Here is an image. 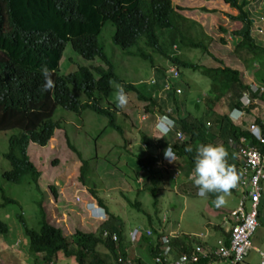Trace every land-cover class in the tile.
I'll use <instances>...</instances> for the list:
<instances>
[{"label": "trees", "instance_id": "trees-1", "mask_svg": "<svg viewBox=\"0 0 264 264\" xmlns=\"http://www.w3.org/2000/svg\"><path fill=\"white\" fill-rule=\"evenodd\" d=\"M224 1L229 4V9L223 13L217 11L220 12L217 22L231 23L230 27L220 25L219 29L224 34L230 33L233 42H229L215 29L210 33L211 36L208 35L209 39L224 44H235V56H238L244 65L254 64L256 60L264 64V60L259 58L262 56L248 53L244 49L252 50V44H254L251 37L252 20L249 13L245 11L248 1ZM138 8L148 11V20L145 12ZM176 8L173 0H0V131L12 130L14 132L9 139L10 148L5 153V157L12 164V169L5 173V179L8 182L23 186L30 185V182H37L39 173L29 160L28 144L30 139L46 144L56 128L65 130L63 121L59 122L55 118L59 107L79 113L89 109L107 116L109 121L101 132L116 131L127 140L125 127L118 121V112L99 105L113 92L112 80L122 83V87L127 90L136 92L139 99L148 103L146 106L148 111L156 114H169L177 122L178 128L186 139L174 143L173 150L177 155V161L173 168L179 170L186 178L193 174L195 150L202 143L223 145L228 153V164L232 168L236 166L237 159L229 146L231 139L246 136L251 143L255 142L258 146L259 143L249 132L233 123L227 114L214 119L211 129L206 127L207 117L205 115L198 117L188 110L185 116H181L180 111L185 100H179V97L177 99L173 86L170 87V94L167 98L154 96L158 88L157 84L161 81L166 82L161 71L158 70L156 73V86L150 87L149 90L147 87V90L145 87L139 88L132 82L124 84L116 73L105 45L100 39L104 26L108 23L116 26L113 40L117 45L122 46V49H129L128 46L139 44L144 39L143 42L152 52L160 57H167L166 43L160 41L157 31L159 33L162 29H169L167 31L169 40L184 43L187 32L192 33L197 30V36L203 30V26L197 20L189 22L187 17L174 10ZM234 9H236V14ZM131 11L136 18L131 17ZM240 25L241 27L238 28ZM249 41L252 44H248ZM196 42L197 47L208 52V43L202 40ZM190 43L192 44V40ZM68 44L83 58L99 57L107 63H105L106 69L103 66L95 68L101 76L99 79L94 77L87 66H78V69L73 72L61 74L60 63ZM139 49L141 57L150 59L155 67L159 65L156 64L152 54L142 48ZM217 60L223 63L222 60ZM43 66H47L52 73L54 88L51 91H41L44 81L40 69ZM190 67L195 70L194 65ZM205 71L211 76L210 92L212 93L206 99L207 112L214 116L215 102L229 94L230 97L236 95L233 104L241 107V102L236 99L247 89L242 79V72L226 65L210 67ZM256 122L264 127L260 117H257ZM143 141L145 143L149 141L147 144L150 149L157 146L156 148L162 150L169 142L166 138L150 140L148 137H143ZM186 146H191L193 151L186 152ZM156 162L157 158L150 153L145 158H140L136 165L137 173L141 170L146 173L147 186L145 189L153 195L155 206L159 200L161 176L164 174L175 178L171 169H166L165 173H159L154 168ZM183 186H185L184 190H190L189 193L196 194L197 189L192 181L186 182ZM0 192L3 200L1 206L6 207L8 204L18 203L13 197L6 195L1 185ZM54 193L57 197L55 191ZM230 193L239 199V191L233 188ZM93 195L97 197L100 204L105 205V201L98 195L97 190L93 192ZM209 197L210 201H214L216 194H209ZM127 202L137 212L146 213L141 201L132 202L127 199ZM38 205V213L33 219H27L24 212L16 214L29 239L30 254L36 258L35 264H50V261L58 257L60 251L68 257H75L78 264H108L110 262L109 253L115 251V244L103 238L102 231L115 232L122 238L123 220L115 218L116 215L112 214L109 220L99 226L97 229L99 231L86 232L77 228L69 240L63 235L62 229L48 220L42 202ZM221 208H216V211L225 212ZM235 208H228L223 216L226 217V213ZM148 215L151 217L150 214ZM37 220L38 229L35 228ZM210 223L213 224V222ZM224 228L223 221L221 224H213L206 234L187 233L188 236L175 238L172 243L180 252H190L197 245H201L211 256L212 250L219 247L221 239L225 238L226 243L229 244V233L226 230L225 235ZM9 231L8 223L0 219V235L8 234ZM208 231H213L214 234V241L211 243L203 239L208 235ZM148 242V253L151 252L154 257L159 247L157 244L153 245L151 241ZM101 245L106 248L105 251L99 249ZM136 262L137 264H148L141 259Z\"/></svg>", "mask_w": 264, "mask_h": 264}, {"label": "rangeland", "instance_id": "rangeland-1", "mask_svg": "<svg viewBox=\"0 0 264 264\" xmlns=\"http://www.w3.org/2000/svg\"><path fill=\"white\" fill-rule=\"evenodd\" d=\"M173 1L181 7L184 6L182 8L187 9V15L192 17H196L197 15L203 16L202 10L198 9V6L204 4L202 0ZM191 20L195 21L197 19L190 18L189 22ZM205 20V30L212 33L213 25L210 16ZM197 21L203 26L199 20ZM219 24H223V22L219 21ZM197 28L200 27L197 26ZM115 33L116 27L108 23L104 26L100 39L105 45L106 52L112 60L116 73L121 76L125 82L143 84L141 82L149 80L153 74L152 69L154 67L151 65V61L129 54V51H134L137 47L122 49L120 46L116 45L113 41ZM196 33L197 30L191 33L193 38L202 40L204 43H209L211 41L207 32L204 31V26L202 32L197 36ZM216 42L212 43L213 52L217 53V57L223 61V64L239 69L240 73L247 72L250 75L249 81H254L259 85L264 84V64L256 60L254 66L250 65L252 63H248V65L246 64L244 67V63L238 59V56H235V44L231 43L228 46H224L223 44L220 45V42ZM257 42L264 46V34L257 36ZM180 46L184 52V56L192 62L207 64L214 67L222 65L212 57L207 55L204 56L203 51L199 48L187 46L185 44H180ZM145 50L150 51V49L147 48H145ZM181 54L183 53L181 52L180 55ZM65 59H67V61H65ZM158 60L159 59H157V64H159ZM97 63L103 65L98 58L95 60H87L81 57L73 50L71 45L68 44L61 60L60 71L62 74H67L77 70L78 66L91 67V65H94L93 67H95L98 66L95 65ZM160 64L164 65L165 60L160 61ZM204 70V67H200L197 70L190 68L183 70V77L175 81L178 87L184 89L183 95L179 100H185L188 91H194L195 93L200 92L203 94L206 91L208 92L210 81L204 77ZM184 77L193 85L191 90L185 87ZM245 81L248 82L246 79ZM145 86L146 85H139V88ZM113 88L118 91L121 85L114 81ZM146 90L143 91L146 92ZM125 93L128 102L124 108L118 107V121L125 127V132H127L126 135L128 137V139L126 138L127 140L116 131H109L106 134L99 135L103 127L107 124V118L105 116L98 115L89 109L79 113L59 107L55 114V118L59 121H63V124H65V130L69 133V137H71L74 143L72 145L78 148V153L76 154L75 151H70V148L68 150L67 145H65V150L68 151L65 152L63 145L66 143V140L63 133H60L58 136L59 143L63 146L61 149H53L51 145L42 147L38 144L31 143V145L34 146L32 147L30 145L29 154L40 170L38 184L41 191L49 189L47 191L48 195L43 203L45 208L47 205L52 214L51 222L63 228L65 233L71 235L75 234V227L78 225V221L84 222L85 231L95 232V224L89 222L88 218L85 217V210L88 208L87 203L90 202L92 198L87 188L81 184V179L79 178V169L81 166L79 158L82 153V159L87 161L90 160L91 170L86 174L91 180L90 184H95L102 196L109 200L111 211L114 214L124 219L132 215L131 218L133 219L131 223L139 224L144 227L150 226L146 217L131 207L120 192H124L131 200H140L143 209L152 215L155 226L159 225L158 216L162 218L164 215L167 217V221L173 223L175 229L179 228V230L188 233L206 234L207 230H211L213 224H221L223 221L224 225L228 226V221L225 222V220H223L224 212L212 210L215 208L213 201H210L208 198L199 197L197 194L189 193L190 190H184L185 186L183 185L186 183V180L181 172L175 178H172L174 179L172 182L170 181V176L164 175V178H166L165 181L162 182V188H160L163 191L158 192L159 201L157 206H154V197L147 190H141L138 194V190L142 188L143 183H145V176L141 174L143 181L138 180L136 165L139 158L144 156L146 151L143 147V135L150 134L153 129L152 123L155 118L150 114L149 120L142 121V116L145 114V100L139 99L138 94L134 91H125ZM112 100H115V96H112ZM232 101L233 99H231L230 94L224 95L219 101L215 102V107L221 112H229L232 110ZM256 106H258L259 114L264 120V101L260 100L256 103ZM258 109H253L252 113L255 115ZM188 110L196 116L205 113L204 105L193 107L185 100V104L181 111L182 116H185ZM251 119L252 117H249V120ZM12 133V130L0 131V185L4 187L6 193L10 197H14L18 200V204L9 205L7 206L8 208L0 206V219L6 220L9 223L11 231L8 237H6L7 246L1 245L0 242V264H34L32 255L27 251L28 238L25 233L23 234V230L20 229L19 232L18 224L14 222L13 215L14 212L22 211L25 213L24 215L27 219V215L30 216L34 214V216H36L38 207L34 208L33 204L35 201L41 199L43 193L38 190L35 185L23 186L12 184L4 179L3 173L10 169V163L5 159L4 153L8 150V140ZM62 174L64 176H62ZM51 186L56 188L58 192L57 198L53 197L50 191ZM115 198L118 201H116ZM78 199L80 201H78ZM1 201L2 197L0 193V202ZM237 201L238 198L232 193H229L225 196V203L221 206L232 208L236 206ZM156 211H159V213L157 214ZM80 216H83V221L80 219ZM142 220L147 222H143ZM210 222H213V224ZM168 225L169 222L166 223L167 227ZM139 228L141 229L142 227ZM207 233L208 235L204 239H208V236L210 239L212 236L214 237L213 231H208ZM103 238L109 240V237L104 236ZM253 246L264 249V225L257 229L253 237ZM99 249L105 251L106 248L101 245ZM60 255L62 256V253ZM246 259L247 262L244 264H261L260 256L255 249L250 251ZM55 264L76 263L71 261V259L67 260L63 257H59Z\"/></svg>", "mask_w": 264, "mask_h": 264}, {"label": "clouds", "instance_id": "clouds-1", "mask_svg": "<svg viewBox=\"0 0 264 264\" xmlns=\"http://www.w3.org/2000/svg\"><path fill=\"white\" fill-rule=\"evenodd\" d=\"M202 1H203L204 4L198 6L199 7L198 9L202 10L203 16H199V15H197L196 17L189 16V15L186 14L187 9L186 8H182L184 6L181 7V6L177 5V4H175L174 1H173V5L175 7H177L174 10L175 11H179L183 16L187 17L188 19L194 18V19L199 20L204 26V31L207 32V35H209V36H211L210 35V31H206L205 30V25H206V20L205 19H207L208 16H210V18L212 20V25H213L212 28L215 29L217 31V33L222 34V36H224L229 42H233L230 33H225L224 34L219 29L220 25H226V26L230 27L231 24L230 23L225 24L223 21H222L223 24H219V21L217 22V19L219 18L218 14L220 12L223 13V12L228 11V9H229L228 5L229 4L226 3L224 0H202ZM240 1H242V0H240ZM247 1H248V5L246 6L245 11H247L249 13V17L252 20L251 37L253 39L254 44H252L249 41L248 44H252V50H249L248 48H244V49L248 53H253L255 55L262 56V59L264 60V46L260 45L257 42V36L261 35V34H264V0H247ZM122 7L125 8L124 5H122ZM138 9H140V8H138ZM140 10H143L145 12V16L147 17V20H148L149 19L148 11H145L146 9H140ZM161 11H162V9H161ZM217 11H220V12H217ZM162 13H163V11H162ZM234 13L236 14V9H234ZM131 17H135L136 18L135 14L132 11H131ZM163 17H164V15H163ZM164 19H165V17H164ZM113 26H115V25H113ZM240 27H241V25L238 28H240ZM167 31H169V29H166V28L160 30L159 33L157 31V34H159L160 41L163 42V43H166L167 53H168L167 57H160L158 54L152 52L151 49L149 47H147L145 45V43L143 42L144 39H142V42H139V44H135V45L132 44V45H130L131 47L128 46V48L137 47L134 51L133 50L129 51V54L131 56H134V57H140L142 59H146V58H143V57L140 56V54H139L140 49L139 48H142L144 51H146L145 48H147V49H150V51H146V52H148V53H150V54H152L154 56L153 59L155 60L156 64H157V59H159L158 60L159 64H160V61L165 60V64L164 65L160 64V65H157V67L153 66L152 63H151V65L154 68L152 69L153 74L151 75L149 80L141 82L143 84L134 83V85H136L137 87H139V85H146L145 88L148 86L147 87L148 90L150 89V87H155L156 86V82H157L156 81V73L159 70V71H161L163 73V76L166 79V82H163V81L159 82L157 84L158 88L156 89V91L154 92L153 95L156 96V97H165V98H167L169 96V94H170L169 89H170L171 86H173L175 88V90H176V97L178 99V97L180 98L183 95L184 89L181 88V87H178L176 85L175 81L183 77V70L184 69L192 68V67H190L191 65H194V67H195L194 69L195 70L199 69L200 67H204L205 70H206V69H208L210 67H214V66L192 62V61L188 60L184 56V52H183L180 44H185L187 46H192V47H195V48H199L196 45L197 44L196 41H198V39L197 38H193V36L191 35L190 31L186 33V36L184 37V43L179 42V41H173L172 39L169 40V38L167 36ZM190 40H192V44L190 43ZM214 42H216V41L211 39V41L208 43V47H209L208 52L203 51L201 48H199V49H201L203 51V53H204L203 55L204 56L205 55L210 56L215 61H217L218 63H221L220 61L217 60V59H220V58L217 57L218 56L217 53L213 52L212 43H214ZM216 43H219V42H216ZM219 44L220 45L223 44L224 46H228L229 45V44H224L222 42L219 43ZM118 46H120V45H118ZM120 47H122V46H120ZM256 50H257V52H256ZM181 52L183 54L180 55ZM96 58L101 60L99 57H96ZM96 58L87 59V60H95ZM147 60H150V59H147ZM65 61H67V59H65ZM101 62L103 63V65H99V63H97L95 65H98V66H95V67H93L94 65H91V67L87 66V67L90 68V70L92 71V73H93V75H94V77L96 79H99L101 76L95 70V68H98L99 66H103L105 69L107 68V65H105L106 62H104L102 60H101ZM221 64L222 65L216 66V67H222L223 65H225L223 63H221ZM250 65L254 66V64H250ZM226 66H228V65H226ZM245 66L246 65H244V67ZM205 70L203 71L204 77L210 81V88H209L208 92L206 91L207 93L205 92L203 94V93H200V92L195 93L194 91H188L187 94H186L185 100L189 104H191L193 107H200V106L204 105L205 113L203 115H205L207 117L206 127L208 129L212 128L214 119L221 117L220 115L227 114L229 119L233 123H235L236 125L242 127L244 130L248 131L249 134L254 138V140H256L259 143L258 146L256 145L255 142L251 143L246 136H242V137H240V139H231L229 141V146L232 149V153L235 155V157L237 159V162H238V163L236 162V166H234L233 168L228 164V161H227L228 153H227L226 149L223 147V145L214 144V143H202V144H200V145H198L196 147L195 155L193 157V162H194L193 174L189 178L185 177V180H186V182L192 181V184L197 189L196 194L199 197H207L209 194H216V198L214 199L213 203L216 206H221V205H223L225 203V196H227L230 193L231 189H233V188L236 189L237 183H238V181L240 179V176H241V173H242L241 165L243 163V154H242L241 150L244 149V148H248L249 146H254V147H257L258 149H260L262 151V153L264 154V127L256 122L257 121V117H260V119H262L263 125H264V120L259 114L258 106H256V103H258L260 100L264 101V84L259 85V84H257L254 81L253 82L249 81L250 75L247 72L242 73V79H243L244 84H245L247 89L244 90L242 92L241 96L236 99V101L239 100L241 102V107L234 106L233 103L235 102L234 99L236 98V95H234L233 97H231V99H233L232 104H231V109L232 110L229 111V112L228 111L227 112H221L220 110L216 109V107H215V109L213 111L216 112V113L213 116V115H211V113L207 112L206 99L212 93L210 92V89H211V79L210 78H211V76L208 75ZM40 72H41V75H42L43 81H44L42 86H41V91L42 92L51 91L54 88V81L52 79V73H51L50 69L47 66H43V67H41ZM120 78H121V80L123 81L124 84L128 83V82H125L121 76H120ZM245 79L248 82H246ZM114 81L115 80H112V82H111L112 87H113ZM118 84L121 85V88L118 91H116L113 88V92L110 94L109 98L107 100H103V101H101L99 103V105L102 108H110L111 111H113V112L114 111L119 112L118 111V107L119 108H124L126 106V104L128 102V98H127V95H126L125 91H129V90H126L125 87H122V83H118ZM184 84H185V87H187L189 90H191V88H193V85L185 77H184ZM112 96H115V100H112ZM257 100H258V102H257ZM197 104H200V106H197ZM146 106H148V103L145 101V107H144L145 108V114L142 116V121L149 120L150 114L153 115L155 120L152 123L153 129L151 130L150 134H148L149 133L148 132L147 133L148 135H143V137H148L150 140L153 139V138H161V139L162 138H166L169 142H168L167 147L165 149H163V150L159 149V148H156V147L150 149L148 147V144H147L149 141H147L145 143L143 141V139H142V141L144 142L143 147L146 149V151H145V155L141 156L140 158L141 159L145 158L146 155L148 156V155H150V153H152L157 158V162L155 163L154 168L156 170H158L159 173H165L166 169H171L172 172H174V176L176 177L180 173V171L179 170H175L173 168L175 162L177 161V155H176L175 151L173 150V147H174V143L175 142L184 141L186 139V137L180 131V129L178 128L177 122L174 119H172L169 114H156L153 111H148L146 109ZM253 109H258V111H257V113L255 115L252 113ZM181 111H182V109H181ZM181 111H180V114H181ZM95 113L98 114V115H101L98 112H95ZM203 115H200L198 117H202ZM181 116H182V114H181ZM105 117L107 118V123H108V121H109L108 117L107 116H105ZM212 117H213V119H212ZM249 117H252V119L249 120ZM250 121H252V122H250ZM5 131H7V130H5ZM108 132H104V133L101 132V134L99 133V135H103V134H106ZM60 133H63V135L65 137V140H66V143L63 145L64 146V150H65V145H67V149L68 150L70 148V151H75L76 154H77L78 153V148L75 145H72L74 143L72 142L71 137H69V133L66 130H64L63 128H60V129L56 128L54 130L53 135L48 139L46 144H40V143H38V142H36V141H34L32 139H30V141H29L27 154L29 156L30 162L34 165L36 171L39 173V175L37 177V182L36 183H31L30 182V185H35L37 187V189L40 190V191H41V188H40V186L38 184V179H39V176H40V170L37 168L35 162L31 159V156L29 154L30 145H31V143L38 144V145H40L42 147H46L48 145L49 146L51 145V147H53V149H56V148L61 149V147H63V146L60 145L59 137H58ZM126 133L127 132H125V138L128 139ZM10 137H9V139H10ZM31 146L33 147L34 145H31ZM9 148L10 147H9V140H8V149ZM38 150H43V149H38ZM68 150H65V152L68 151ZM185 151L186 152H192L193 149H192L191 146H186ZM5 153H4V157H5ZM82 158H83V154L81 153L80 154V158H79L80 162H81V166H80V169H79V178L81 179V184L84 187L87 188V190H88V192H89V194H90V196L92 198V200L87 203L88 208L85 210V217L88 218L89 221L91 220L93 222H97L94 225L95 226L94 230H95V232H97V231H99V230H97L99 228V226L102 223H104L107 220H109V213L107 212V209L111 213V215L113 214V216H115L116 214H114L111 211V205H110L109 200L106 199L104 196H102V194L100 193V190L97 189L95 184L94 185L90 184L91 180L86 176V174H88V171L91 170L90 169V160L87 161V160L82 159ZM5 159H7L9 161L10 169L6 170L3 173L4 179L6 178L5 177V173L12 169L11 161L8 158H6V157H5ZM160 162H161V164H160ZM137 174H138V180H140V181H143V179L141 177L142 176L141 174H144V176H145V183L142 182L143 183L142 188H140L138 190V194H139L141 190H146L145 188L147 186V178H146V173L143 170L139 171ZM62 176H64V175L62 174ZM165 178H164V174H163L161 176V180H162L161 184L159 185L160 188H162V182L165 181ZM170 178L172 179V177H170ZM261 185H262V188H263L262 189V196H263L264 180L261 182ZM48 190L41 191L43 193L41 199L38 200V201H35L33 205H34V208H37L39 206L38 204L40 202H42L43 207H44L45 212H46V217L51 222L52 214L49 211V208L47 207V205H46V208H45L44 203H43L45 198H46V196L48 195L47 194ZM96 190L98 192V195L105 201V205L100 204L99 201L97 200V197H95L93 195V192L96 191ZM50 191L52 192L54 198L58 197V192H57V190H56V188L54 186L50 187ZM54 191L56 192L57 197L55 196ZM159 191H163V190L159 189ZM5 192H6V190H5ZM120 194L123 196V198L127 202V199H129L127 197V195L124 192H120ZM6 195L9 196L7 193H6ZM262 196H261V198H262ZM238 197H241L240 193L238 194ZM129 200H131V199H129ZM136 200H138V199H136ZM78 201H80V200L78 199ZM116 201H118V200L116 199ZM131 201L134 202L135 200H131ZM2 203H3V200L0 202V206H1ZM14 204H18V203H14ZM247 205L251 206V202L248 201ZM259 205H260V203H259ZM8 206H9V204H8ZM1 207H3V206H1ZM3 208H8V207L6 206V207H3ZM19 212H22V211L14 212L13 218H14V222L16 224H18L19 232H20V229H21V230H23V234H24L25 232H24V229L22 228V225H21L22 223H19L20 220H18V218L16 216V214L17 213L19 214ZM100 212H102V214H100ZM146 213H147V211H146ZM146 213L143 214V215L147 216L148 214H150L148 212L147 215H146ZM156 213L158 214L159 211L158 212L156 211ZM150 216L152 217L151 214H150ZM258 216H259V207H258ZM34 217H35L34 214H32L30 216L28 215V219H33ZM158 217H159V223L160 224L170 222V221H167V217L165 215L162 218H160V216H158ZM115 218H119V216L117 215ZM80 219L83 221V216H80ZM1 220L4 221V222H7L6 220H3V219H1ZM224 220L228 221L227 219H225V217H224ZM148 223H149L150 226L147 227V228H141V229L140 228H134L131 231V233H130V240L132 242L139 243L140 237L143 236V237L149 239L152 242L153 245L157 244L158 247H159L158 248L159 251H157V253L154 254V257H153L154 263L153 264H162V263H157L156 260H155L156 256L159 255V253L161 252V248L163 247V243L160 242L161 237L162 236H168V235L171 236V234L175 233L176 237H171V239L173 241L175 238H177V239L184 238V237L188 236V234L187 233H183L181 230H179V228L176 229L175 231H170V229L168 227H166V232H165V231H163L161 229H158L156 226H154L149 221H148ZM77 224L78 225L75 227V230L77 228H79V229H82L83 231H85L84 222L78 221ZM123 224H124V222H123ZM8 225H9V223H8ZM55 226H57V225H55ZM9 227H10V225H9ZM38 227H39V224H37V222H36L35 223V228L38 229ZM57 227L63 230V228H61L60 226H57ZM258 228H259V226H258ZM136 230L138 231V235H137V237L135 239H133L132 238V233H134ZM148 231H150L151 233H149ZM10 232L11 231H9V233L5 234V235H0L1 245L3 244L5 246H7L6 237H8ZM86 232H88V231H86ZM63 235L70 240L71 236L74 235V234H72V235L71 234H67L63 230ZM102 236L103 237L104 236L109 237V240L114 242V244H115V251L112 252V254L114 253V255H115V261L112 264H131L132 260H131V257L129 255L128 251H127V247L124 246L121 243V239L122 238L117 233L112 232V231L103 230L102 231ZM142 241L147 243V244H149V242L146 241L144 238H142ZM171 244L175 248H177L173 243H171ZM252 249H255L258 252V254L260 256V259H261V262H262V257L260 255V252L257 249H259L262 252H264V249L259 248V247H255V246ZM252 249H250V250H252ZM250 250H249V252H250ZM27 251L30 254L29 239H28ZM249 252H248V254H249ZM61 253H62V256L60 255ZM32 257H33V262L35 264L36 258L34 256H32ZM59 257H63L65 259H67V260L71 259V261H73L76 264H78V262L75 259V257H68V256H66L64 254L63 251H60L58 253V257L56 259H54L53 261H50V264H55V262L58 260ZM201 259H202L201 262L204 263V260H203L204 258L202 257ZM245 260H246V258H245ZM245 260H244V262H245ZM244 262L242 264H244Z\"/></svg>", "mask_w": 264, "mask_h": 264}, {"label": "built area", "instance_id": "built-area-1", "mask_svg": "<svg viewBox=\"0 0 264 264\" xmlns=\"http://www.w3.org/2000/svg\"><path fill=\"white\" fill-rule=\"evenodd\" d=\"M243 154V163L241 165V176L236 186L241 197L234 210L226 213L225 219L230 223L229 244L225 238L219 241V247L206 252L201 245H197L190 252H180L171 243V236H162L160 242L163 243L161 252L156 256L157 263L162 264H242L250 249L253 246V237L259 226L258 207L262 196L261 182L264 180V154L260 149L249 146L241 150ZM161 164V162H160ZM251 202L248 207L247 202ZM226 222V221H225ZM151 233L150 231H148ZM138 235L136 230L132 233L135 239ZM262 264H264V252L260 251ZM205 263L201 262V258Z\"/></svg>", "mask_w": 264, "mask_h": 264}, {"label": "crops", "instance_id": "crops-1", "mask_svg": "<svg viewBox=\"0 0 264 264\" xmlns=\"http://www.w3.org/2000/svg\"><path fill=\"white\" fill-rule=\"evenodd\" d=\"M156 146V145H155ZM157 147V146H156ZM203 198H210L209 197V195L207 196V197H203ZM238 202H239V199H238V201H237V203H236V206H237V204H238ZM236 206H234V207H232V208H235ZM249 207V206H248ZM216 208H221L220 206H216L215 205V208L214 209H212V210H214V211H216ZM231 208V209H232ZM221 209H224L223 211H227L228 210V208H221ZM231 209H229V210H231ZM211 210V211H212ZM107 212L109 213V218H110V215H111V213L108 211V209H107ZM124 212H125V210H124ZM218 212V211H217ZM224 212V213H225ZM148 213V212H147ZM147 213H146V215H147ZM100 214H102V212H100ZM220 214V213H219ZM224 215V214H223ZM117 216V215H116ZM132 217V215L131 216H129V218H121L120 216H119V220H123L124 221V230H123V233H122V239H121V243L124 245V246H126L127 247V251H128V253H129V255H130V257H131V264H137L138 262H136V260H138V259H141V260H144L145 262H147V263H151V264H153L154 263V261H153V256H152V253L150 252V253H148V248H149V244H147V243H145V242H143L142 241V238H145V237H140V240H139V243H136V242H132L131 240H130V233H131V231L134 229V228H139V227H142V228H147V227H144V226H141V225H139V224H135V223H131V220L133 219V218H131ZM146 217V219L148 220V221H151L152 222V224L155 226V224L153 223V218L152 217H149L148 215L147 216H145ZM223 220H224V217H223ZM143 221V220H142ZM258 221H259V228L260 227H262L263 225H264V192H263V196H262V198H261V201H260V205H259V216H258ZM89 222H91L92 224H95V223H97V222H93V221H89ZM143 222H147V221H143ZM166 223H163V224H160L159 223V225H157L156 227L158 228V229H161V230H163V231H165L166 232V225H165ZM165 225V226H164ZM228 225H229V227H230V223L228 222ZM174 225H173V223L170 221L169 222V225H168V228L171 230V231H175L176 229L173 227ZM225 226V225H224ZM95 227V226H94ZM229 227L226 225L225 226V228H224V230H225V235H226V230H228L229 229ZM183 233H188V232H186V231H182ZM189 234V233H188ZM147 239V238H146ZM149 240V239H148ZM207 241H209L210 243L211 242H213L214 241V237L212 236V238L210 239L209 238V236H208V239H206ZM150 241V240H149ZM106 250V249H105ZM251 251V250H250ZM146 254H145V253ZM250 253V252H249ZM110 255V258H109V264H112V263H114V261H115V255H114V253L112 254V253H110L109 254ZM249 255V254H248ZM247 255V256H248ZM247 258V257H246ZM136 259V260H135ZM245 262H247V259L245 260Z\"/></svg>", "mask_w": 264, "mask_h": 264}]
</instances>
